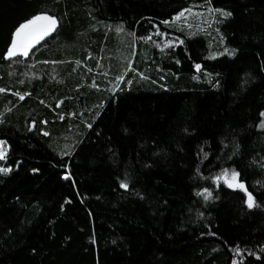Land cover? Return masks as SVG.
<instances>
[{
    "label": "trees",
    "instance_id": "1",
    "mask_svg": "<svg viewBox=\"0 0 264 264\" xmlns=\"http://www.w3.org/2000/svg\"><path fill=\"white\" fill-rule=\"evenodd\" d=\"M41 12L57 30L7 57ZM0 89V264H264V0H0Z\"/></svg>",
    "mask_w": 264,
    "mask_h": 264
},
{
    "label": "snow or ice",
    "instance_id": "2",
    "mask_svg": "<svg viewBox=\"0 0 264 264\" xmlns=\"http://www.w3.org/2000/svg\"><path fill=\"white\" fill-rule=\"evenodd\" d=\"M207 11L209 13L218 12L225 18L230 17L232 15L230 11H227L225 9H219V8L208 7ZM186 12L191 13L192 9L189 8L186 10H182L181 12L177 13L176 16L173 17V19H180L181 17L185 16ZM197 15H199V13H197ZM58 23H59L58 17L56 15H49L47 12H41V13L32 15L29 19H26L24 22L20 23L18 27L15 28L11 44L8 47V50L5 53V55L7 57H13V56H16L17 53L19 52V53H22L24 56H27L29 54V49L32 48L34 44L43 40L45 37L49 36L51 33L57 30ZM163 23L168 24L169 20H164ZM117 31L118 32L122 31V28L118 27ZM158 34L166 35L164 33H159V32ZM132 35H134V33H132ZM141 39H151V36L146 37V38L142 37ZM172 43L174 42L167 41L165 46L170 45ZM180 43H183V41L181 40ZM235 52H236V49L229 50L227 47H225L223 52L211 53L210 58H215L216 56L223 55L224 53H227V55L229 56H233ZM177 62L179 63V61ZM77 63H79V61H77ZM194 67L198 71L202 70V65L199 63L195 64ZM208 75H211V74L209 73ZM193 78L199 79V76H194ZM121 79H123V75H118L116 77V80H121ZM129 83H131V81H129ZM218 83L219 82H217V84L214 86H218ZM0 91H3V89H0ZM115 91H116V88L114 87L113 92ZM20 98L23 99V96H21ZM259 115L260 117L264 118V110H262ZM2 122L3 121L0 120V123ZM34 125H35V122H33V126ZM88 127H91V125L89 124ZM258 127L264 128V119L260 120ZM185 131H188V130L185 129ZM45 135H48V133L45 132ZM8 152H9V148L7 147V141L0 139V160L7 159ZM204 155L207 156L208 154L205 153ZM11 171H12L11 166L5 167L3 165H0V173L6 174ZM33 171L34 172L38 171V169H33ZM197 171L199 172V169H197ZM125 175L127 176V174ZM67 178H68V175L65 176V179ZM212 179L217 182V185H219V182L223 180L224 183L227 185V187L232 188V189L242 190L246 194L247 199L245 200V203L247 204L248 208H253L257 206L252 192L248 190L246 184L240 178V173L236 171L235 169L222 168L220 170V173L213 176ZM120 186L122 188L127 189L129 188V183L127 182L126 179L120 180ZM196 195L198 196L203 195L205 200L213 198V192L209 188H203L197 191ZM243 251L244 250L239 245H237L234 248V252L237 254H241ZM232 264H240V262L236 258H233Z\"/></svg>",
    "mask_w": 264,
    "mask_h": 264
},
{
    "label": "rangeland",
    "instance_id": "3",
    "mask_svg": "<svg viewBox=\"0 0 264 264\" xmlns=\"http://www.w3.org/2000/svg\"><path fill=\"white\" fill-rule=\"evenodd\" d=\"M196 6L206 7L207 4H203V3H202V5H191V6L188 7L187 9L191 8V9H192V12H191V13H187V12H186L185 16L181 17L180 19H183L184 17H188L189 14H193V16H198V17L201 16V15H202V14H201L202 11L197 10L198 8L195 9ZM185 10H186V9H185ZM197 13H199V15H197ZM180 19H179V20H180ZM167 41H168V40H166V42H167ZM167 46H168V45H167ZM220 46H222V42L220 43ZM225 47H226V46H222V47H220V51H213L212 53L223 52V50H224ZM227 48H228L229 50H231L229 47H227ZM17 54H22V53H19V52H18ZM210 54H211V53H210ZM210 54L208 55L209 57H210ZM224 54L227 55V53H224ZM218 56H219V55H218ZM216 57H217V56H216ZM130 73H132V70L129 71V64H128V70H127L124 74H122L123 76H126L127 74H129L128 77L125 79L124 82H122V79L119 80V85L121 84V88H122V89L128 90V89H131V88H132V86H133V75H131ZM114 81H118V80H116V78H115ZM129 81H131V83H129ZM119 85H118V86H119Z\"/></svg>",
    "mask_w": 264,
    "mask_h": 264
},
{
    "label": "flooded vegetation",
    "instance_id": "4",
    "mask_svg": "<svg viewBox=\"0 0 264 264\" xmlns=\"http://www.w3.org/2000/svg\"><path fill=\"white\" fill-rule=\"evenodd\" d=\"M44 39H45V38H44ZM44 39H43V40H44ZM43 40H41V41H43ZM41 41H39L38 43H36V44H34V45H38Z\"/></svg>",
    "mask_w": 264,
    "mask_h": 264
},
{
    "label": "crops",
    "instance_id": "5",
    "mask_svg": "<svg viewBox=\"0 0 264 264\" xmlns=\"http://www.w3.org/2000/svg\"><path fill=\"white\" fill-rule=\"evenodd\" d=\"M30 51H32L31 48L29 49V53H31Z\"/></svg>",
    "mask_w": 264,
    "mask_h": 264
}]
</instances>
